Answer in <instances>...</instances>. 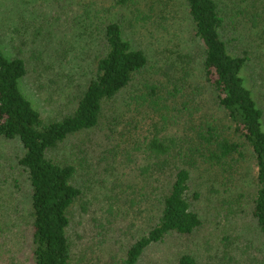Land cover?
Instances as JSON below:
<instances>
[{
    "label": "trees",
    "instance_id": "obj_1",
    "mask_svg": "<svg viewBox=\"0 0 264 264\" xmlns=\"http://www.w3.org/2000/svg\"><path fill=\"white\" fill-rule=\"evenodd\" d=\"M52 3L62 37L70 28L66 23L80 17L88 20L82 34L91 61L83 82L72 86L79 91L71 92V102L58 104L56 114L46 118L20 87L27 74L25 60L9 57L0 49V142L15 143L13 159L23 179L11 178L14 193L22 194V182L26 183L24 200L15 196L5 214L9 220L25 218L31 264H70L77 203L87 214V186L78 173L90 165L92 176L96 168L89 158L90 147L77 138L103 127L105 135L94 142L92 153L113 152L114 162L119 153L142 160L138 169H143L154 199L144 218L139 215V224H125L130 239L121 264H141L151 247L176 236L188 237L203 225L190 194L192 178L221 172L226 180H237L245 170L251 176L252 190L247 216L241 213L240 217L262 243L261 256H254L251 264H264V107L254 89L257 85L261 86L258 91L264 88L263 5L259 12L251 0L245 10L249 26L258 28L253 45L245 37L248 26L242 23L246 33L231 35L227 25L243 10L235 8L233 19L227 21L221 0H113L111 7L102 1L103 13L96 10L94 19L90 15L95 13L91 9L95 0ZM68 9L76 12L70 21L64 15ZM182 13L185 17L179 22L187 20L189 28L183 32L190 40L182 49L173 50L177 59L169 62V68H175L174 74L168 81L156 80L147 51L132 33L142 34L153 17L158 32L170 20L174 29ZM143 114L158 119L153 130L141 137L136 129ZM116 136L126 138L128 145L120 148ZM69 144L74 146L70 158L60 154ZM193 198H199V192L194 191ZM114 207H107L105 221L117 217ZM88 221L99 229L98 235L112 223L99 227L95 216ZM238 231L232 237L222 236L221 264H238V255L231 250V239L242 237ZM9 238L7 233L5 239ZM176 255L175 264H199L190 253Z\"/></svg>",
    "mask_w": 264,
    "mask_h": 264
},
{
    "label": "rangeland",
    "instance_id": "obj_2",
    "mask_svg": "<svg viewBox=\"0 0 264 264\" xmlns=\"http://www.w3.org/2000/svg\"><path fill=\"white\" fill-rule=\"evenodd\" d=\"M102 1L106 6H113V0H95L96 4L91 7L95 13L90 15L91 19H94L96 10L100 14L103 13L102 7L99 6ZM250 1L221 0V7L225 10L227 21L233 19L235 8L243 10H241L242 14H236L235 22L227 25V29L230 30L231 35L242 36L246 33L244 27L248 26L245 37L255 45L254 40L258 38L254 34L258 28L249 26L248 11H245L250 7ZM255 3L258 4V6L254 5L255 10L262 12L264 0H255ZM53 5L52 0H0V49L9 57L21 56L25 60L27 74L21 79L20 87L46 118L56 114L58 104L67 100L71 102V92L74 89H76L75 93L79 91L78 86L75 88L72 86L83 82L91 61L84 41L86 36L82 34L88 20L80 17L75 23H66L67 29L70 28L66 32L67 35L62 37L61 33H57L58 30L60 32V23L54 20L55 13L51 7ZM79 11H83V8ZM67 12L64 14L65 20L70 21L71 16H75L76 12L71 13L69 9ZM184 17V14L177 17L174 29L170 20L167 27L160 32L156 30L158 28L154 24L153 17L147 21V29L142 34L132 33L135 42L147 51L156 80L168 81V76L174 74L175 68H169V62L177 59L173 50L181 48L185 41L190 40L183 32L189 28L187 20H183L181 25L179 22V19L181 21ZM240 23L244 27H240ZM41 24L44 25L40 29ZM58 40L62 42L61 45L56 44ZM190 47H192L191 43ZM160 66L163 68H158ZM260 87L257 85L254 89L260 104L264 107V88L258 91ZM144 114V120L138 123L136 129V134L141 137L153 130L152 127L158 119L154 116L151 120V116ZM124 122L125 119L122 123ZM105 132L106 127H103L93 132L81 133L77 138V142L81 140L90 147L89 158L92 166L96 168L92 176L89 174L92 169L90 165L80 172L81 175L78 173L81 181H85L87 186L84 197L87 214L81 212L79 206L81 204L77 203L74 208L76 221L70 233L72 242L70 264H121L126 244L130 239L129 233L125 232V224L130 222L139 224L141 221L138 219L141 215V219L144 218L154 201L151 195L152 188L148 189L145 182L146 175L142 173L143 169L141 171L138 169L142 160L138 161L134 156L127 159L123 153H119L117 161L114 162L113 152H107L102 156L94 150L92 153L94 142L104 136ZM119 138L120 148L128 145L126 138L116 136V140ZM72 147L74 146L69 144L61 148L60 154L70 158ZM14 149L15 143L0 142V181L6 180L5 184L0 182V203L4 205L0 207L4 208L0 209V230L4 232L0 241L3 243L0 248V264H31L24 217L9 220L8 214H5L10 211L9 205L15 196L22 197L23 200L25 198V182H22V194L14 193L11 186L12 177L23 179L15 166ZM138 155L136 153L137 157ZM151 180L149 178V181ZM191 181H193L190 191L192 202L200 212L203 225L188 237L176 236L151 247L145 253L141 264H175V255L182 253L192 254L199 264H221V258L218 256L222 255V236L232 237L235 230H239L238 232L242 234L239 239H231L233 242L231 250L238 255L236 257L239 259L238 264H251L254 256H261L259 244L262 247V243L258 235L252 227L250 228L246 219L240 217L241 213L247 216L248 200L252 190V179L248 172L245 170L237 180L228 181L219 172L216 175L204 174L202 177H194ZM194 191L199 192V198H193ZM110 204H114L117 217L112 216L111 218H114L107 222L103 215ZM79 213L84 217L81 218ZM235 214H237L236 222H234ZM91 216H95L99 227L101 224L107 225L112 222L103 235H98L99 229L93 222L88 221V217ZM7 233H10L9 239H5ZM242 249L243 253H241Z\"/></svg>",
    "mask_w": 264,
    "mask_h": 264
}]
</instances>
